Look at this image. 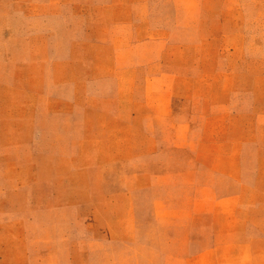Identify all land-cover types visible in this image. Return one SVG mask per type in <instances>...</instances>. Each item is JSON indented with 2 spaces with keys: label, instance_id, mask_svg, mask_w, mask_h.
I'll use <instances>...</instances> for the list:
<instances>
[{
  "label": "rangeland",
  "instance_id": "1",
  "mask_svg": "<svg viewBox=\"0 0 264 264\" xmlns=\"http://www.w3.org/2000/svg\"><path fill=\"white\" fill-rule=\"evenodd\" d=\"M0 264H264V0H0Z\"/></svg>",
  "mask_w": 264,
  "mask_h": 264
},
{
  "label": "crops",
  "instance_id": "2",
  "mask_svg": "<svg viewBox=\"0 0 264 264\" xmlns=\"http://www.w3.org/2000/svg\"><path fill=\"white\" fill-rule=\"evenodd\" d=\"M198 189L203 190L204 186H200ZM238 196L239 195L237 193L233 194L232 199H236L237 201ZM202 201L203 199L202 197H200L198 199V204L199 202H202ZM231 219H232L231 223L233 224L236 223L234 226L232 225V228H231L232 231H235V230L238 231V224L246 221L243 219H239L238 217H235V216L231 217ZM222 222H223L222 213L217 212V210H215L213 214L209 213L208 215L205 213H202L201 211H196L193 217L188 219L189 227H188V234L186 235V239H187L186 245L189 247H192V245H194V247L195 246L197 247L196 253L198 254L202 253L204 250H206L207 244L206 243L201 244L199 242L197 246L196 244L197 241L206 240V239H216L218 237H221V235L218 233L221 232L222 230V225H221ZM205 244L206 246H204ZM210 245L217 246V248L222 247V245H219L218 243H211Z\"/></svg>",
  "mask_w": 264,
  "mask_h": 264
}]
</instances>
